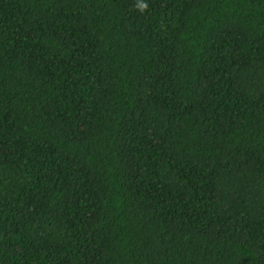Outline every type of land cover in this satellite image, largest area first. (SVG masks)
<instances>
[{
	"label": "trees",
	"instance_id": "obj_1",
	"mask_svg": "<svg viewBox=\"0 0 264 264\" xmlns=\"http://www.w3.org/2000/svg\"><path fill=\"white\" fill-rule=\"evenodd\" d=\"M0 264H264V0H0Z\"/></svg>",
	"mask_w": 264,
	"mask_h": 264
}]
</instances>
